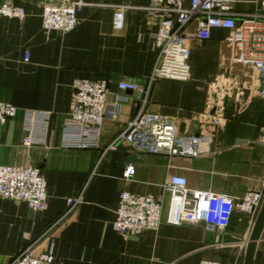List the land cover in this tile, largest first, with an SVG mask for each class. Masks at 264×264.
Listing matches in <instances>:
<instances>
[{"label":"crops","instance_id":"1","mask_svg":"<svg viewBox=\"0 0 264 264\" xmlns=\"http://www.w3.org/2000/svg\"><path fill=\"white\" fill-rule=\"evenodd\" d=\"M84 1L77 26L61 33L44 30V0H0L27 13L24 19L0 17V101L52 116L45 146L24 145L22 114L0 124V166L40 167L47 187L40 210L0 197V264H9L31 243L64 264H243L257 214L237 207L229 225L210 234L202 224H172L164 184L181 175L191 189L236 200L249 192L264 196V94L256 69L236 60L239 45L227 40L230 30L213 28L208 40L194 38L189 79L156 80L146 110L171 121L179 136L207 138L211 153L140 152L126 143L105 153L140 106L158 55V26L145 9L151 0ZM254 8L236 5L238 11ZM195 28L192 22L188 31ZM77 79L105 80L109 103L121 98L120 111L103 122L97 147H61ZM124 79L140 91L119 89ZM128 167L135 169L131 179L125 178ZM123 191L165 199L157 230L127 236L114 230ZM80 195L69 210L68 201ZM253 264H264V230Z\"/></svg>","mask_w":264,"mask_h":264},{"label":"built area","instance_id":"2","mask_svg":"<svg viewBox=\"0 0 264 264\" xmlns=\"http://www.w3.org/2000/svg\"><path fill=\"white\" fill-rule=\"evenodd\" d=\"M248 3L254 10L238 11L236 5ZM86 5L84 0H44L42 24L46 32L66 33L77 26V11ZM148 18L158 26L155 43L158 49L154 68L142 90L140 106L125 129L105 148V153L126 143L140 152L164 153L183 157H201L211 153L209 140L200 135L179 136L176 126L159 114L147 112L150 89L159 78L187 80L190 77L191 41L208 40L213 28L232 32L228 41L239 45L237 61L256 69L261 92L264 94V0H151L145 7ZM23 7L0 3V17L24 19ZM192 22L196 28L188 31ZM121 90L140 91L133 80L118 84ZM108 82L77 79L68 116L64 120L61 147L92 148L99 145L102 125L107 115L115 117L120 111V99L109 103ZM22 114L23 143L26 146H45L51 126V113L20 110L11 103L0 101V124ZM218 124L217 119L214 120ZM135 173L128 167L126 179ZM168 196L167 221L172 224L188 222L202 224L206 229H225L235 208L255 216L264 196L249 192L239 200L212 191L191 189L187 179L171 175L164 184ZM0 197L26 202L33 210L46 206L47 187L40 167L0 166ZM82 196L70 199L69 210L80 203ZM69 210L67 212H69ZM165 199L151 195L120 193L119 207L113 228L122 236L136 235L145 230H157L162 222ZM66 212V213H67ZM9 264H64L52 251L37 252L35 243L24 247ZM200 264H222L202 261Z\"/></svg>","mask_w":264,"mask_h":264},{"label":"water","instance_id":"3","mask_svg":"<svg viewBox=\"0 0 264 264\" xmlns=\"http://www.w3.org/2000/svg\"><path fill=\"white\" fill-rule=\"evenodd\" d=\"M264 230V198L252 227L244 255L243 264H253L256 248ZM212 231L208 230L210 234Z\"/></svg>","mask_w":264,"mask_h":264}]
</instances>
